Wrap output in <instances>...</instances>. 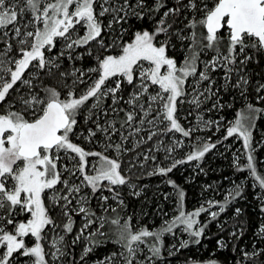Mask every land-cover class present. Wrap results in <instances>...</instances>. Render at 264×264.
I'll use <instances>...</instances> for the list:
<instances>
[{"label": "snow or ice", "instance_id": "1", "mask_svg": "<svg viewBox=\"0 0 264 264\" xmlns=\"http://www.w3.org/2000/svg\"><path fill=\"white\" fill-rule=\"evenodd\" d=\"M94 3L95 0H53V2L23 0L21 6L18 0H0V29L7 28L8 25L14 26V36L19 38L17 44L19 45L20 54L19 59L4 60V57L11 51L12 45L10 43L3 51H0V104L6 101L9 90L18 81L22 85H26L28 89H32V78H22L30 65L38 71L47 69L49 75L53 68L59 67L55 62L56 58L46 59L44 53L45 48L50 51L55 46L54 41L56 38H63L66 42L65 48L71 50L74 46L88 45L90 41H97V38L101 37L102 27L94 12ZM104 3H108V0H104ZM41 4H43V7H41ZM72 5H75V7L74 10L70 11L69 8ZM164 7L163 0H153L152 7L146 4V0H136L134 7L129 4V0H125L119 11L130 9L131 15L137 19H143L146 14L159 12ZM183 7L196 11V0H189ZM137 9H140V11H137ZM180 10V0H177V6L168 8L167 11L163 12L152 32L147 30L137 31L134 34V39L123 45L122 54L119 56L108 55L98 61L97 68L88 69V72H98L99 76L79 96L74 91L69 90L65 98L61 99V94L56 89L44 88L43 97L39 94H30L27 99L23 96L19 98L24 111H31L32 119H26L23 111H11V105L9 110L4 114H0V210H6V217H0V221L7 218V225H13V231L8 232L5 231V225L0 223V249H3V253L0 255V264H9L14 253L31 257L32 259L28 264H46L45 251L41 244L42 233L49 226L56 227L54 220L49 215L48 208L45 206L44 194L46 190L52 193L49 197L52 206L54 208L59 207L60 215L67 218V222L63 224L64 231L71 233L74 222L70 211L72 205L70 197L73 196V193L78 194L81 192L82 187L87 186H90L92 192L95 193L101 186L102 181L108 182L109 190L113 185L128 183L127 179L118 171L120 164L116 159H110L100 152L85 151L82 147L72 143L69 138L77 125L76 116L78 111L90 99L95 100L92 108L99 107L102 97L111 95L113 105L122 99V97L117 96L121 86L120 81L115 83V87L106 88L104 86L107 80L114 76H122L131 85L134 81V69L139 68L140 84L137 86L139 90L132 93L127 103L134 108H139L144 117L140 120L141 125L145 123L147 117L155 112L156 115L147 120L150 126L165 124V127L161 130L162 133L175 131L182 133L184 137L190 136L192 129L185 130L175 118L177 100L185 95L184 85L187 78L197 75L198 62L203 64L204 70L199 73L197 85L203 81H209V85H211L212 80L208 75V71L209 69L215 71L219 68L224 71L225 87L229 86L232 74H236V83L231 86L239 88L243 95L244 89L249 83L247 76L241 74L244 67L249 61L254 60L257 54L264 55V0H215L212 8L204 3L201 9L204 13L203 17L199 20L193 17L187 25L188 28L193 30L197 27L205 30L199 38L196 31H192L190 36H183L179 31L169 33L172 28V24L168 23L169 17L178 15ZM108 11L115 13L118 9L102 7L99 15L103 16ZM25 12L30 13L32 19L21 25L24 29L22 32L21 27H15V25L20 22L18 17L21 20L23 19ZM119 19L123 20L124 17H119ZM81 23L86 29V34L73 39L70 30ZM37 25L42 27H37ZM30 26L35 30L28 31L27 29ZM224 29L227 30L226 44L225 37L219 35V32ZM171 35L177 36L180 40L188 39L191 41L189 54L184 59L182 66L179 67L175 59L167 55ZM3 36L7 43L8 33L4 32ZM159 36H164L165 39L157 40ZM29 38H33V40L30 42ZM97 42L104 47L102 40ZM221 45H224L223 50ZM249 49L251 55L246 51ZM202 52H211L214 55L210 60L201 61L200 55ZM60 55H64V52H61ZM69 59H71L70 55ZM141 61L148 62L149 68L143 69ZM161 69H166L163 74ZM76 73H79V76ZM60 75L61 78L67 75L73 76V84L85 82L83 79L85 72L81 69H75L71 73H61ZM5 76L10 77V79L5 80ZM149 82L151 85H158L160 90L155 95H148V106L145 108L144 103L138 102L141 97L148 93ZM260 90H264V84L258 86L257 91ZM205 92L209 95L205 96ZM213 94L211 87L198 93L197 87L194 86L191 103L199 108L202 103L200 97L204 96L207 99ZM260 99H264V97H260ZM214 107H222V105H214ZM247 107L250 115L238 118L227 129V136L231 137L238 134L239 137L243 138L244 147L247 149L245 153L247 163L242 167L237 158L236 167L239 171L246 169L258 186L264 189V178L257 174L254 164V149L252 148V136L249 130L251 121L262 110L254 108L251 104ZM112 110L116 111L115 108ZM89 113V118H91V110H89ZM134 117V112L126 113L125 123L130 124ZM200 119V117H197V120ZM245 121L248 122L247 126ZM109 127L113 131L116 130L112 123L108 127L97 125V130L107 134ZM139 130V128L136 129V131ZM6 133L7 135H5ZM157 134V132H151L148 139H152ZM95 135L96 132L89 130V138ZM175 146H178V142L177 145L167 149V151L171 153ZM106 147L113 146L109 144ZM114 147L117 152L120 151V145ZM214 147V144L204 143L201 149L188 154L186 159L187 161L198 160ZM61 152L69 156L70 159L79 158V168L75 170L65 168V171L73 172V174L74 171L81 172L84 175L81 184L69 185L68 180L61 179V173L57 169V161L61 159ZM88 156L98 158L97 162L92 165L95 175L84 173L88 163L85 157ZM184 162V160L175 161L170 167H159L156 171L160 175H166L177 164ZM14 165L16 166L15 169ZM169 183L174 185L172 181H169ZM58 184L64 185L65 194H61L62 190L56 188ZM241 193V186L237 185L229 193V196L235 199ZM136 194L138 195V193ZM183 196L184 193L178 191L181 202ZM102 199L106 201L108 198L102 197ZM86 202L87 197L85 196H80L77 200L79 207L76 211L86 214V223L80 229L81 234L91 224L96 223V221L87 219L88 210L84 207ZM120 203L122 204L123 201H120ZM228 203H230V200L226 199L224 204L219 206V212H211V218L215 219L219 213L224 212ZM209 205L211 206L212 202H209ZM17 209H19V213H17ZM203 211H207V209L201 208L199 211L188 214L180 210L171 223L166 224L164 228L156 232L142 228L133 233L129 222L130 218L123 225H120L119 219L112 220V224L119 225L116 243L121 244L126 251V255L125 252L120 253L124 264H133L137 253L142 251L140 244L144 242V238L153 237L162 245L161 237L163 233H172L173 228L177 225H184V231L194 238L191 242L199 244V237L203 234L204 227L193 230V226L196 224L194 218ZM235 211L239 214L241 210L237 208ZM14 214H29L30 218L26 222L14 224L13 219L10 218ZM91 215H94V213ZM104 223V218H99L97 232L101 235H103L101 229L104 227ZM260 234L264 235V227H261ZM29 235L35 238L34 246L31 247L26 246L24 240ZM78 239L79 236H77ZM63 240V236L53 240V246ZM73 243H76V240H73ZM187 246L188 241H182L180 244L182 248ZM220 246H224L222 242ZM90 251H92L90 247L85 248L81 259L83 260L84 256ZM149 251L151 256H146L145 261L147 264H153V257L160 258L161 247L153 244L149 246ZM261 252H264V249L259 252H244L243 255L245 259H251L259 256ZM57 253L63 255L61 249L56 248V252L52 253L53 258H57ZM114 257L115 254L106 258L108 264H112ZM101 264H104V262H101ZM209 264H215V261H211Z\"/></svg>", "mask_w": 264, "mask_h": 264}, {"label": "trees", "instance_id": "2", "mask_svg": "<svg viewBox=\"0 0 264 264\" xmlns=\"http://www.w3.org/2000/svg\"><path fill=\"white\" fill-rule=\"evenodd\" d=\"M125 0H108V3H104V0H96L95 2V14L97 20L101 23L102 32L101 37H98L97 41L102 40L104 47L101 46L97 41L91 42L85 45L84 50L78 51H65L64 55H60L59 50L60 42L55 41V46L48 52L51 56L53 55L55 62L59 65L58 68H53L51 74H47V69L39 71L38 78L33 79L32 89H28L26 85L22 86L18 81L12 89L9 90V94L6 97V101L0 104V112L3 113V107L9 103L11 110H17L16 104L20 102V97L23 96L26 99L30 94H35V88L40 94L44 95V88H54L58 90L57 83L61 79L60 73L67 71L69 68L79 67L82 70L88 69L93 66H98V61L104 57L117 54L121 51V48L126 43H129L137 31L147 30L152 32L156 26V22L161 18L164 11L168 8L177 6V0H163L165 4L164 8H161L159 12H152L146 14L143 19H137L135 16L130 14V9L125 11H119L120 6L124 5ZM189 0H180L181 10L178 15L170 16L168 23L172 24V28L169 33L183 30L185 36H189V33L196 31L197 37L205 30L201 27H197L195 30L187 27L189 21L195 17L204 15L203 4L206 3L209 8H212L215 0H196L197 10L186 9L183 5L187 4ZM136 0H129V4L135 6ZM146 4L149 7L153 6V0H146ZM103 8H116L117 12L108 11L100 16L99 13ZM140 11V9H137ZM119 17H124L120 20ZM20 17H18L19 19ZM83 32V29H82ZM4 32L0 31V51H3L7 44L12 45L11 52L8 53L10 56L18 57L19 45L17 39L14 38L13 30H9L7 43L5 42ZM84 34V33H83ZM220 36L225 37V44L227 43V30L224 29L219 33ZM165 39L164 36L157 37ZM168 52L171 56L178 58L183 57L184 53H189L188 50L191 46V41L188 39L180 40L175 35H171L169 41ZM180 46L185 49L177 53L175 48ZM222 50L224 45H221ZM88 52H86L87 50ZM251 55V50H246ZM47 53V52H46ZM203 53L200 55L202 59ZM210 55L213 53L209 52ZM69 55L71 59H69ZM239 60V58H238ZM199 63V62H198ZM200 66V63H199ZM199 69V71H203ZM27 71L23 76L27 75ZM242 75H246L248 78V85L244 89L243 95L241 90L236 87H232V84L236 83L237 76L235 73L232 74V79L229 81V86L225 87V81L223 79L224 71L222 69H216L212 71L209 69L208 75L210 76L212 83L209 85V81H203V89L211 87L213 95L205 99L201 96L202 103L197 108L191 103L190 97L186 98L183 102L177 104V114L181 126L187 129L188 121H192L198 113L209 117L212 120L229 121L235 118L239 111L244 109L245 112L248 110V105L251 104L254 108L264 110V90L257 91L259 85L264 84V55L257 54L254 60L248 62L244 67ZM35 83H39V86L35 87ZM136 81L133 84H128L127 81H122L120 84V90L117 93L118 97H122L121 100L115 105L112 103V96L102 97L99 107L92 110L90 120L82 124L84 136H82L83 143L88 147L93 143H99V150L106 152L105 155L114 157L115 145H120L119 153L122 156L118 159L121 166L126 165V160L133 158L135 154L140 152L146 153L148 149H153L154 142L158 136H153L152 139L145 142L142 146H137L133 151L132 147L137 144L135 140L136 136L132 135L129 129L133 126L135 120L140 118V115L134 117V120L129 123L126 121V113L134 112L135 114L139 111L132 105L127 103L129 97L133 92L138 91L135 87ZM209 94L205 92V96ZM146 104L148 97L147 94L141 97L140 103ZM214 105H222V107H214ZM115 108L116 111L112 109ZM106 110L107 115L103 114ZM261 111V112H262ZM249 112V111H248ZM261 112L257 113L258 119L255 125L253 141L256 144L258 138H264V115ZM114 124L115 131L112 128H108L107 134L97 130V125L102 127H108V125ZM79 120H77V125ZM76 125V126H77ZM89 130L96 132L94 137L89 138ZM222 130H225L223 128ZM196 134V130L193 128L191 135L188 138L193 139ZM145 138L148 137V132L143 135ZM260 136V137H259ZM138 137V136H137ZM90 139V142L87 140ZM229 141L231 138L229 137ZM223 141V140H222ZM222 141H216L215 147L200 158L196 162V166L188 164H177L171 172L166 175H160L157 171L150 174H145L140 177H132V173H128V179H136L138 183V189H142L141 194L132 192L127 186L122 188L111 187V190L99 188L94 195H91V187H85L84 190L88 193V200L84 204V207L88 210L87 219L96 221L91 224L82 234L80 229L86 223V214L79 213L76 209L79 207L77 204V198H72V205L70 211L73 219V231L66 233L63 229V224L67 222L66 217L60 215L59 207H53L49 198L45 196V205L48 208L50 217L54 220L56 227L46 228L42 233V247L45 251L46 264H99L98 262H104L108 264L107 257H112L115 254L112 264H118L121 258L117 256L120 252L126 251L121 244L116 243L117 229L119 225L111 223L112 220L119 219L120 225H123L126 221H129L131 230L135 231L134 223L138 221L140 225L151 231L152 228H156L157 225L161 224L158 217V213H167L170 211L171 206L175 204L179 210H197L199 211L200 203L199 200L206 196L215 195L214 207L211 212H219V206L224 204L225 200H230L225 207V211L219 213V215L212 219L206 211L200 213L197 216L198 221L200 220L201 226L204 227V232L199 237V244L192 243V237H185V241H188L187 247H180L181 241H178V245L174 246L172 251H169L168 247L172 244L167 234H163L162 245L156 241L153 237H147L146 241L148 246L155 244L161 247L160 258L153 257V264H209L211 261H215V264H264V252H261L259 256L252 257L251 259H245L243 253H252L253 251L259 252L264 249V235L260 234L261 227H264V189L259 186H254V178L249 175V172L245 169L239 171L236 167L237 156L233 152V147L227 150L221 146ZM111 144L112 148H105L106 145ZM253 146V157L256 170L261 174V178H264V171L262 172V166L264 167V142L259 145ZM131 152L124 153L126 149H130ZM103 149V150H102ZM135 153V154H134ZM147 158H143L145 165H149L151 162L157 163L159 159V152L150 151ZM140 157V156H139ZM238 163L243 167L247 161L243 158H238ZM129 164V163H128ZM62 163L59 164L61 166ZM162 167H170L167 162L162 161ZM63 177V176H62ZM61 177V179H62ZM159 181H162L161 186L155 187ZM174 182V185L169 183ZM70 183L79 184L80 180L76 181L71 179ZM62 184H59L61 186ZM241 186L242 193L240 196L232 199L229 193L232 192L235 187ZM143 186V187H142ZM83 190V191H84ZM174 191V194L171 193ZM178 191L184 193L183 200L181 202L178 197ZM261 192V193H260ZM66 193V189L64 191ZM220 193V194H218ZM74 194V193H73ZM116 194L119 200L109 198L105 201L102 199V195ZM218 195V196H217ZM205 199V198H204ZM120 201H123L121 204ZM239 208L241 211L239 214L236 213V209ZM107 209V211H105ZM205 209V208H204ZM214 209V210H213ZM94 213V215H91ZM103 217L105 220L104 227L101 229L103 235L97 232L99 224V218ZM163 225V224H162ZM161 227V226H160ZM154 230L153 232L161 230ZM63 236L64 245L63 255H60L61 259L58 263L54 262L52 256L53 248L48 246V242L51 241L54 235ZM77 236L79 239L77 240ZM88 237V238H86ZM27 238H32L29 235ZM76 240V243H73ZM224 245L223 247L220 244ZM29 245L33 244V240H30ZM91 248L84 259L81 256L84 255L85 248ZM124 249V251H121ZM150 252V251H149ZM151 255V252H150ZM19 253L13 255L14 259L19 257ZM26 257L20 256L19 260L25 259ZM124 264V261H122ZM10 264H18V261L11 262ZM135 264V261H133Z\"/></svg>", "mask_w": 264, "mask_h": 264}, {"label": "rangeland", "instance_id": "3", "mask_svg": "<svg viewBox=\"0 0 264 264\" xmlns=\"http://www.w3.org/2000/svg\"><path fill=\"white\" fill-rule=\"evenodd\" d=\"M18 2L22 6L23 0H18ZM46 2H53V0H46ZM95 2H96V0H95ZM94 6H95V3L93 5V8H94ZM41 7H43V4H41ZM74 7H75V5L70 6L69 10L70 11L74 10ZM94 12H95V9H94ZM202 17H203V15L198 16L197 20L201 19ZM30 19H32L31 14L28 13V12H25L24 15H23V19L21 20V18H19L18 21H20V22L17 23L15 25V27H21V25L23 23H27ZM13 27H14L13 25H8L7 28H3L0 31L8 33L10 29L13 30ZM37 27H42V26L41 25H37ZM82 29H83V32H82ZM27 30L28 31H34L35 29L30 26ZM21 31L22 32L24 31V29L22 27H21ZM180 33H181V35L185 36V33H183V30H180ZM85 34H86V29H85L83 23L77 24L74 29L70 30V35L72 36L73 39H76L78 36L82 37ZM188 34H189V36L191 35V33H189V32H188ZM14 38H17V37L14 36ZM29 40L31 42L33 40V38H29ZM57 40H59V42H60L59 50L61 52L71 51V50L72 51H78V50H84L85 49V45H82V46H74L73 49L67 50L65 48V43L66 42L63 40V38H56L55 41H57ZM157 40H159V39L157 38ZM160 40H163V39H160ZM55 41H54V43H55ZM91 42H95V41H90L89 43H91ZM157 46H159V45H157ZM175 50H176L177 53L181 52V50L185 51V49H183L182 46H180L179 48H175ZM9 52H11V51H9ZM48 52H49V50L47 48H45L44 49V53H45L46 59L54 58L53 55L51 56L50 54H48ZM86 52H88V50ZM120 54H122V48H121V51L119 53L111 54V55L112 56H119ZM188 54L189 53H187V54L184 53L183 57L178 58L176 56L169 55V52H168V49H167V55L170 58L175 59L178 67L182 66V64L184 62V59L186 58V56ZM213 55L214 54L210 55L209 52H204L201 61L210 60ZM19 58H20V56L14 57V56H10V55L7 54V56L4 57V60L7 61V60L19 59ZM33 63H35V62H33ZM140 63H141V66H142L143 69H148L149 66H150L149 63L146 62V61H141ZM9 66L11 67V65H9ZM97 67L98 66H93V67H90V68H97ZM90 68H88V69H90ZM203 68H204V66H203L202 63H200V66H199V63H197V75L195 77H188L187 78V80L185 82V85H184L185 95L183 97H181V98H178L177 104H178L179 101L183 102L186 98H189V97H190V100H192L193 87L194 86L197 87V92L198 93L199 92H204V89L202 87L203 85L201 84V82L197 85V81L199 80V73H200L199 69H203ZM75 69H81V68H79V67L69 68L67 71H64L62 73H71ZM88 69H85V70L81 69L82 71L85 72V76L83 77V79L85 81L84 83L73 84L74 77L71 76V75H67V76L61 78L58 81V83L56 85L58 87L57 91H59L60 94H61V99L65 98V96L67 95V92L69 90L74 91L76 93V95L79 96L80 94L84 93L87 90V88L93 83V81L98 79L99 73L98 72H88L87 71ZM165 70L166 69H161V73L163 74L165 72ZM26 71L28 73H27V75L22 77L24 79H27V78L31 77L32 80H33V79H37L39 77L38 76L39 71L37 69L33 68L31 65L29 66V68ZM139 71H140L139 68L134 69V81H136L135 87L137 89H138L137 86L140 84ZM76 75L79 76V73H76ZM59 76L61 77V75H59ZM9 79H10V77L5 76V80H9ZM117 81H120V83H121L122 81H126V79L124 77H122V76H114V77H112V78H110L109 80L106 81V85L104 87H106V88L115 87V83ZM32 83H33V81H32ZM22 86H24V85H22ZM36 86H39V83H35V87ZM159 90L160 89H159L158 85H151V83L149 82V88H148L147 97H148V95H155L156 92L159 91ZM35 94H39L41 97L44 96L43 94H40L36 88H35ZM93 103H95V100L94 99H90L88 102H86V105L83 106L78 111L76 119L79 120V124L74 127V131H73L72 134H70L69 138H70V141L72 143L82 147L85 151H88V152H100L103 155H105L106 154L105 150L104 151L99 150V148H101L100 147V142L99 143H95V144L93 143V145H90V146L87 147L82 141V139H83L82 136H84V134H85V133H83V129L84 128L82 127V124H85V123H87L90 120V118H89V115H90L89 110H91V115H92V113H93L92 110L95 109V108H92ZM140 103H143V101H141ZM144 105L146 107L145 103H144ZM16 106H17V110H11V111H17V112L23 111L26 119H32L31 111L30 110L29 111H24V108H23V105H22L21 102L16 104ZM147 106H148V102H147ZM9 107H10V104L7 103L3 107L4 112L3 113L0 112V114H4L7 110H9ZM136 108L139 110L138 107H136ZM246 111L247 112H245L244 109L240 110L239 114L235 118H233V119H231L229 121H226V123L223 121L224 119L212 120L209 117H206L204 115V113H202V114L198 113V115H196V117L192 121H188L189 125L187 126V129L185 128V130L193 129V128L196 130V134H195L194 138L190 139L188 137H184L183 134L180 133V132L172 131V132H168L166 134L162 133L161 130L165 127V124H159V125H156V126H150L147 123V120L148 119H152L156 115L155 112H153L149 117H147L145 119V123L141 125L140 120L142 118H144V117L142 116V114L140 113V110H139L135 114V116H137V114H138V115H140V118L135 120L134 123H133V126H131L129 128L131 130L130 133H132V135H135L136 136L135 140H137V144L132 147V150L134 151L137 148L138 145L142 146L145 142L150 140V139H148V137L145 138L143 136L145 134V132H148V136H149V134L151 132H157L158 134L156 136H158V137L156 138V140L154 142V146H153L154 148L153 149L152 148L148 149L147 152L150 151V154H151V152H153V151H155V152L158 151L159 154H160L159 159H158L157 163L151 162L148 166L145 165L146 162H144L143 158L144 157L147 158V156L149 154H147V152L144 153L143 149H142V152H140L138 154L134 153L135 155H134L133 158H130L129 160H126V165L121 166L120 161L118 160L122 156L121 153L115 152L114 153V157L113 156L111 157L110 155H106L110 159H116L118 161V163L120 164V168L118 169V171L128 181V183H126L124 185H113V186L116 187V188H122L123 186H127L132 192L136 191L138 194H141L143 192V190L142 189H138V183L136 182V179H134V178L128 179V177H127L128 173H132L131 174L132 177L133 176L140 177V176H143L145 174L153 173L159 167H162L161 166L162 165V161L167 162L168 165L171 166L172 163H174L175 161L184 160L185 161L184 163H180L181 166L183 164H188V165L190 164V165H192V167H194V166H196V162L199 159L198 160L187 161V159H186L187 155L190 154V153H193V152H195V151H197L199 149H201L204 143H211V144L215 145L216 141H219V140L220 141L223 140L222 143H221V146H223L227 150H229V149H231V147L235 146L232 149L234 154H236V156L238 158H243L244 160H246L245 153H246L247 149H245V147H244L243 138L239 137L238 134H234L233 136L230 137L231 141H229L230 140L229 136H227V129L229 127H231L233 125V123L238 118L248 117L250 115V113L248 112L249 110H246ZM105 113H107L106 110L103 111V114H105ZM261 114L264 115V110L261 112ZM197 117H200L201 119L197 120ZM175 118L177 119L178 123L180 124L179 119H178L177 111L175 113ZM257 119H258V115L256 114V117H255V119L253 121H251V127L249 128V130L251 131V136H252V148H253V146L255 144V142L253 141V137H254L253 133H254V130H255V125H256ZM205 122H211V123H205ZM245 123H246V126H247L248 122L245 121ZM137 128H139L140 130L136 131ZM223 128H225V130H222ZM5 135H7V133ZM87 140L90 142V139H87ZM177 142H178V146H175L174 150L171 151V153H169L167 151V149L172 148L174 145H177ZM263 142H264V138H258L256 140V144L255 145L262 144ZM5 146H7V145H5ZM105 148H106V146H105ZM107 148H109V149L112 148L113 149V147H107ZM210 150H212V149H210ZM128 152H131V148L130 149H126L125 151H123V154L124 153H128ZM70 155H75V154H70ZM60 156H61V159L59 161H57V169L60 171L61 177L63 176L62 180L66 179V180H68L69 185H73L72 183H70L71 179H74L75 181L77 179V180H80L79 184H81V182L83 181V178H84V175L81 172L74 171V174H73V172L65 171V168L71 169V170H75V169L79 168V158L77 157L76 159H70L69 156H66L63 152L60 153ZM85 160L88 163H87V167H85V169H84V173L87 174V175H95V170L93 169L92 165L97 162L98 158L94 157V156H88V157H85ZM60 163H62L61 166H59ZM15 167L16 166L14 165V169H15ZM262 168H263L262 169V172H263L264 171V167L262 166ZM257 174L261 175L258 170H257ZM9 183H11V182L9 181ZM253 183H254V186H258V184L256 183L255 180L253 181ZM161 184H162V181H159L158 184L155 185V187L161 186ZM133 185H134V187H133ZM113 186H111V187H113ZM56 188L58 190H62L61 194H65L64 193L65 188H64L63 184L61 186H59V184H58L56 186ZM84 188L85 187L81 188V192L80 193H78V194L74 193L72 198L76 197L77 200H78L80 198V196H85V197H87V200H88V194H87L88 192L85 191ZM99 188H101V190L104 189V188H106V189L108 188L109 189L108 182L107 181H102L101 182V186ZM90 191H91L90 192L91 193L90 197H91L95 193L92 192V189ZM171 193L174 194V191H171ZM51 194L52 193L50 191L46 190V192L44 194V202H45V196L49 198L51 196ZM218 194H220V193H218ZM22 196H23V194H22ZM102 197H107V198L109 197V198H113L115 200H119V197H117L116 194H111V195H106V196L102 195ZM213 197H215V195L206 196V197H204L205 199L201 198L199 200V202L201 201L200 208L207 209L206 214H209V215H210V213L212 211V208L214 207V204H215ZM209 202H212L211 206L209 205ZM180 210H182V209H180ZM180 210H179L178 206L173 204L171 206V209H170L169 212L163 213V214L162 213H158L157 216L161 217V219H160V223L161 224L157 225L156 228H152L151 231L160 229L161 227L164 228L166 226V224L171 223V221L173 219H175V217L179 214ZM16 211H17V213H19V209H17ZM195 211H197V210H195ZM195 211L194 210L193 211L192 210H187V209L184 210V212L186 214L192 213V212H195ZM0 217H6V210H0ZM10 218L13 219V222L15 224V223H18V222H26L27 219L30 218V215L29 214H14ZM194 219L196 220V224L193 226V230H195L196 228L201 226L200 220L198 221L197 217H195ZM0 223H3L5 225V231H8V232H12L13 231V225H7V218H5L2 221H0ZM134 225H135V231L134 232H138L142 228L146 229L145 227L140 225V223L138 221H136L134 223ZM184 227H185L184 225H177V226H175L173 228L172 233H167V232L163 233V234H167L169 240L172 243L168 247L169 251H172L174 246L178 245V241H181V242L185 241V239H186L185 237H189L190 236L187 232L184 231ZM59 237L60 236L55 234L53 239L48 242V246L50 248L51 247L53 248V253L56 252V248H60L62 252L64 251V245L62 244V242L57 244V245H55V246H53V243H52L53 240L58 239ZM86 238H88V237H86ZM24 240H25L26 246H28V247L34 246V243H35V238L34 237H32L30 239L25 237ZM30 240H33V244H31V245L28 244ZM41 244H42V242H41ZM140 248L142 249V251L137 253L136 258L133 261H135V264H138V262H139V264H147V262L145 261V257L146 256H151V255H150V252H149V246H148V243L146 241V238H144V242L140 244ZM121 251H124V249H121ZM2 253H3V249H0V255H2ZM120 253L117 254V256L119 258H121V261L119 263V260H117V262H118V264H123L122 263L123 258L120 256ZM19 257H16L14 259H10L9 264L11 262L16 261V260L18 261V264H28L30 259H32L31 257H26L25 259L19 260ZM60 259H61L60 254L57 253V258H54V262L57 261L59 263ZM98 263L101 264V262H98Z\"/></svg>", "mask_w": 264, "mask_h": 264}, {"label": "water", "instance_id": "4", "mask_svg": "<svg viewBox=\"0 0 264 264\" xmlns=\"http://www.w3.org/2000/svg\"><path fill=\"white\" fill-rule=\"evenodd\" d=\"M221 31H222V30H221ZM221 31H220V32H221ZM220 32H219V33H220Z\"/></svg>", "mask_w": 264, "mask_h": 264}, {"label": "crops", "instance_id": "5", "mask_svg": "<svg viewBox=\"0 0 264 264\" xmlns=\"http://www.w3.org/2000/svg\"><path fill=\"white\" fill-rule=\"evenodd\" d=\"M1 30V29H0Z\"/></svg>", "mask_w": 264, "mask_h": 264}]
</instances>
